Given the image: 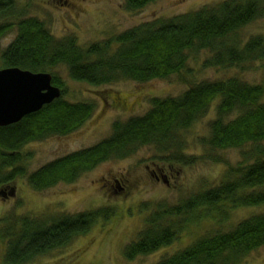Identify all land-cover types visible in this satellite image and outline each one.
<instances>
[{
  "label": "trees",
  "instance_id": "obj_1",
  "mask_svg": "<svg viewBox=\"0 0 264 264\" xmlns=\"http://www.w3.org/2000/svg\"><path fill=\"white\" fill-rule=\"evenodd\" d=\"M152 1L125 0V7L135 11ZM17 3L0 0V38L13 31L14 25L17 28L15 38L1 51L2 67L50 72L52 83L61 89L63 81L52 69L57 65L65 66L73 80L102 85L129 79L146 82L172 75L181 77L190 54L200 51L211 53L203 61L208 66H242L264 59V35L247 39L240 35L245 25L264 16V0H223L170 17H157L85 46L73 35L54 36L35 16L18 19L23 10ZM64 93L63 88L62 95L41 110L0 126V186L25 175L28 156L22 150L24 145L71 133L92 116L93 102L69 101L63 98ZM214 103L216 116L209 123V134L201 140L207 152L201 157L186 155L183 132L206 116ZM144 146L154 147L162 160L183 165L201 158L220 162L213 152L232 148L240 149L242 160L235 168L229 167L225 178L215 186L177 203H155L137 238L125 247L129 259L169 244L185 223L200 216L212 217L213 211L226 216L225 207L264 204V84L231 76L194 83L177 96L154 97L144 114L115 121L109 136L43 164L29 173L27 180L37 191L58 182L71 183L100 163L126 158ZM99 214V210H85L55 219L24 216L9 220L0 229V238H7L5 263L26 264L65 246L75 236L86 233ZM260 246H264V212L250 215L228 231L201 235L155 264H239Z\"/></svg>",
  "mask_w": 264,
  "mask_h": 264
},
{
  "label": "rangeland",
  "instance_id": "obj_2",
  "mask_svg": "<svg viewBox=\"0 0 264 264\" xmlns=\"http://www.w3.org/2000/svg\"><path fill=\"white\" fill-rule=\"evenodd\" d=\"M223 0H154L143 8L129 11L125 0H18L24 5L25 16L41 18L56 37L73 35L79 44L112 38L126 29L157 17L213 5ZM19 11V9H18ZM240 35L249 38L264 35V16L243 27ZM15 31L0 38V54L15 38ZM208 51L191 53L188 66L181 75L146 82L121 80L94 85L69 77L65 66L52 68L62 79L69 101L93 102L92 116L78 129L66 135H52L24 145L27 153L25 175L0 186V229L12 219L29 216L42 220L62 214L99 210L89 230L75 236L63 247L38 255L26 264H155L193 242L197 237L228 231L252 214L264 212V204L226 208L227 215L213 211L212 217L200 216L185 223L178 236L169 244L131 259L125 247L137 238L155 203H177L203 189L219 184L229 167L242 160L240 149L215 150L222 161L201 158L191 165L162 160L154 147L144 146L126 158H113L81 174L71 183L58 182L45 190L33 189L27 175L43 164L70 152L89 147L112 133L115 121L144 114L154 97L182 94L194 83L204 80L240 77L251 84H264V59L245 62L242 66L204 65ZM0 68L2 62L0 60ZM61 88V87H60ZM62 88V90H63ZM216 116L215 103L206 116L198 119L182 134L186 155L201 157V140L209 134V123ZM165 177V178H164ZM149 206L147 210L143 208ZM7 238H0V264L4 261ZM239 264H264V246L250 251Z\"/></svg>",
  "mask_w": 264,
  "mask_h": 264
},
{
  "label": "water",
  "instance_id": "obj_3",
  "mask_svg": "<svg viewBox=\"0 0 264 264\" xmlns=\"http://www.w3.org/2000/svg\"><path fill=\"white\" fill-rule=\"evenodd\" d=\"M62 95L52 74L18 66L0 68V126L20 121Z\"/></svg>",
  "mask_w": 264,
  "mask_h": 264
},
{
  "label": "flooded vegetation",
  "instance_id": "obj_4",
  "mask_svg": "<svg viewBox=\"0 0 264 264\" xmlns=\"http://www.w3.org/2000/svg\"><path fill=\"white\" fill-rule=\"evenodd\" d=\"M18 1V0H17ZM63 1V0H62ZM65 1V0H64ZM18 4V8H20L21 9V11H22V13L18 16V19H20L21 20V18H23V17H30L29 15H27V16H25V14H26V12L24 11L25 9H24V5H22V4H20V3H17ZM20 13V12H19ZM18 13V14H19ZM37 17V16H36ZM38 19H40V20H42L41 18H39V17H37ZM13 30L15 31V34H16V31H17V28H16V26L14 25V27H13ZM165 178V177H164Z\"/></svg>",
  "mask_w": 264,
  "mask_h": 264
}]
</instances>
